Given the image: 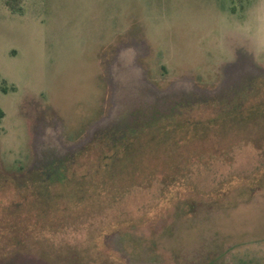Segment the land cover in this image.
<instances>
[{"label": "rangeland", "instance_id": "1", "mask_svg": "<svg viewBox=\"0 0 264 264\" xmlns=\"http://www.w3.org/2000/svg\"><path fill=\"white\" fill-rule=\"evenodd\" d=\"M259 79L264 0H0V264H53L36 249L2 255L16 244L6 204L30 171L63 182L86 146L121 149L177 116L227 115ZM177 150V164L200 151ZM217 153L196 157L169 202L151 174H170L173 154L145 155L143 189L46 240L95 264H264V149ZM25 209L17 230L42 225Z\"/></svg>", "mask_w": 264, "mask_h": 264}, {"label": "trees", "instance_id": "2", "mask_svg": "<svg viewBox=\"0 0 264 264\" xmlns=\"http://www.w3.org/2000/svg\"><path fill=\"white\" fill-rule=\"evenodd\" d=\"M2 116L0 112V118ZM239 143L249 144L260 151L264 149V79L257 80L253 90L241 96L239 109L227 115L207 118L177 116L174 121L145 127L127 136L121 149L110 147L95 151L94 147L86 146L75 155L73 163L65 170L63 182L47 181L38 171H30L28 176L15 184L18 190L16 194L20 198H11L6 204V210L10 212L8 216L13 220L8 225L14 230H8L5 237L15 240L16 244L4 246L2 255L4 258L12 257L23 249H36L41 257L53 264H95L90 260V254L87 256V251L80 255L74 248L57 247L46 240L47 230L52 227L51 232L55 234L56 228L58 231L63 230L70 221L75 223L92 215L91 212L118 205L131 190L143 189L147 183L141 178L139 181L137 174L145 155L173 154V165L165 162L170 174L159 171L160 167L157 166L153 167L151 174L153 180L162 177V198L169 202L176 199L175 189L184 184L183 179L190 178L191 166L196 157L203 156L206 162L214 161L220 147ZM192 145L200 151L193 150L195 155L177 164L175 159L181 156L177 149ZM159 166L165 167L161 163ZM7 182L6 179L0 181L1 186ZM26 205L38 209L43 221L35 230L24 232L16 229V220L26 210ZM30 239L36 241L33 246L27 245ZM100 264L125 263L113 257Z\"/></svg>", "mask_w": 264, "mask_h": 264}]
</instances>
